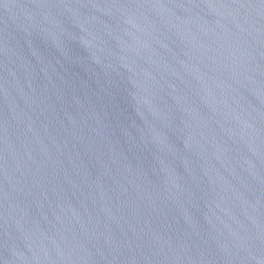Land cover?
<instances>
[{"label":"water","instance_id":"1","mask_svg":"<svg viewBox=\"0 0 264 264\" xmlns=\"http://www.w3.org/2000/svg\"><path fill=\"white\" fill-rule=\"evenodd\" d=\"M0 264H264V0H0Z\"/></svg>","mask_w":264,"mask_h":264}]
</instances>
